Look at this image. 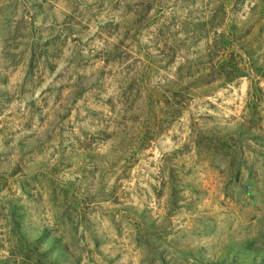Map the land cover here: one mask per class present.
I'll use <instances>...</instances> for the list:
<instances>
[{"label":"rangeland","instance_id":"374dc122","mask_svg":"<svg viewBox=\"0 0 264 264\" xmlns=\"http://www.w3.org/2000/svg\"><path fill=\"white\" fill-rule=\"evenodd\" d=\"M136 6L0 0V264H264V2Z\"/></svg>","mask_w":264,"mask_h":264},{"label":"trees","instance_id":"16d2710c","mask_svg":"<svg viewBox=\"0 0 264 264\" xmlns=\"http://www.w3.org/2000/svg\"><path fill=\"white\" fill-rule=\"evenodd\" d=\"M156 0H136V8H140L138 13L135 14L136 16V22H140L143 21L144 23H154L155 20L150 21L152 18L151 16H149V11H150V3L154 2ZM238 0H236L237 2ZM261 2H264L262 0H260ZM242 3V1H241ZM160 19L157 20V26L154 30L153 33V38L157 43H160L161 48L158 51V63H161L163 66V69H166L168 66L172 65L173 62L175 61L176 57H177V48H176V44L173 40V33H172V29L175 26L174 20L170 19L168 20L166 23L165 22H160ZM150 21V22H149ZM204 24H202L201 29H204ZM235 38V37H234ZM240 38L237 40L239 41ZM215 45H221L222 44V34H220V36H218V39L215 40ZM237 49V53L231 52L228 55V58L226 60V63L224 65L218 64L219 61L216 62H212L209 61L208 63V71L206 74L207 80H205V82L202 84V87L207 88V87H211L213 85L214 82L218 81L220 78L224 79L223 83H229L232 80L240 77V75L243 74V70H244V62H243V58L241 57V53L243 54V50L242 48L239 46ZM228 65V66H227ZM228 69L227 72L224 69ZM191 68L188 67L187 68V72L185 74V76H190L193 77ZM222 74V76H220ZM187 89L184 88V92ZM166 91H164L165 93ZM183 93L178 92L176 94H172L171 98L173 99H177L178 100V105L183 102V100L185 99L182 96ZM167 103V102H165Z\"/></svg>","mask_w":264,"mask_h":264}]
</instances>
